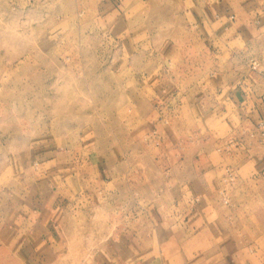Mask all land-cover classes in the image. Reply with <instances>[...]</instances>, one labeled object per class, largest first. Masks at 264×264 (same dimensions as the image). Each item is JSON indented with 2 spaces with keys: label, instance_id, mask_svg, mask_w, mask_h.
<instances>
[{
  "label": "rangeland",
  "instance_id": "1",
  "mask_svg": "<svg viewBox=\"0 0 264 264\" xmlns=\"http://www.w3.org/2000/svg\"><path fill=\"white\" fill-rule=\"evenodd\" d=\"M112 1L0 0V264H22L15 214L35 197L55 214L53 264H91L136 214L178 213L184 168L168 170L163 148L180 150L175 165L234 133L209 132L186 106L156 120L155 102H211L213 83L220 100L239 101L234 84L264 99V0ZM225 167L208 175L222 205L237 182Z\"/></svg>",
  "mask_w": 264,
  "mask_h": 264
},
{
  "label": "crops",
  "instance_id": "2",
  "mask_svg": "<svg viewBox=\"0 0 264 264\" xmlns=\"http://www.w3.org/2000/svg\"><path fill=\"white\" fill-rule=\"evenodd\" d=\"M188 72L177 70L176 74ZM218 85L213 83L211 102L195 94L168 96L155 102L153 106L157 108L150 114L157 115V120L160 110L168 116L172 107H189L191 121L204 125L209 132L219 126L229 128L237 140L235 149L222 153V148L228 150L225 143L219 149L214 143L219 145L221 141L207 135L204 138L210 141L209 148L195 146L189 157L179 152V162L172 165L170 159L180 151L170 145V140L179 134L178 119L172 117L173 126L167 134L170 146L162 152L169 158L168 170L174 171L178 165L184 168V174L176 181L181 209L177 214H136V222L130 228L109 236L91 264H264V138L256 128V123L264 120V99L255 96L248 86L234 84L230 92L237 90L239 101L230 99L231 94L220 100L219 92L226 85ZM225 162L237 182L230 190L228 202L222 205L210 194L216 182L208 175ZM41 204L35 197L22 214H15L14 254L22 264L55 261V214H46Z\"/></svg>",
  "mask_w": 264,
  "mask_h": 264
},
{
  "label": "built area",
  "instance_id": "3",
  "mask_svg": "<svg viewBox=\"0 0 264 264\" xmlns=\"http://www.w3.org/2000/svg\"><path fill=\"white\" fill-rule=\"evenodd\" d=\"M256 128H257V133L258 135L261 137V138H264V120H259L257 123H256ZM251 136L253 135V133L250 134ZM237 145V140H235L234 138H230L228 139L226 142H225V148L226 149H229L230 146H235ZM234 178V174H233V170L230 168V167H225L224 168V173H223V182H231ZM220 195H221V198H222V201L224 203H227L228 202V198L227 196L225 195V190L224 189H221L220 190Z\"/></svg>",
  "mask_w": 264,
  "mask_h": 264
}]
</instances>
